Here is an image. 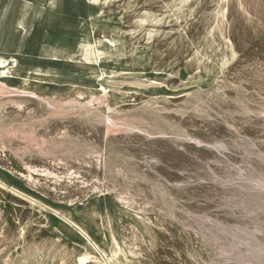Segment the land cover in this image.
Segmentation results:
<instances>
[{
    "label": "rangeland",
    "instance_id": "374dc122",
    "mask_svg": "<svg viewBox=\"0 0 264 264\" xmlns=\"http://www.w3.org/2000/svg\"><path fill=\"white\" fill-rule=\"evenodd\" d=\"M19 1L0 56L38 70L42 96L87 102L102 84L119 111L170 126L119 134L116 160L74 117L40 131L67 125L71 142L29 169L0 145V264H264V0H29L21 29ZM110 38L104 77L66 61Z\"/></svg>",
    "mask_w": 264,
    "mask_h": 264
},
{
    "label": "bare ground",
    "instance_id": "6f19581e",
    "mask_svg": "<svg viewBox=\"0 0 264 264\" xmlns=\"http://www.w3.org/2000/svg\"><path fill=\"white\" fill-rule=\"evenodd\" d=\"M35 1L41 9L46 4L50 8L55 7L54 0ZM10 4L11 0H0V25L8 13ZM30 6L31 2L29 0L19 1L16 8L17 20L15 22L16 27L19 29L24 25L23 21ZM28 24L30 25V23ZM116 45L117 40L112 38L99 39L96 48L95 45L92 46L82 40L78 44L77 51L66 56V61L73 60L76 57L80 64L92 70H100L102 77H104V69L101 68L102 63L111 61L115 52L118 51ZM19 70L16 58L9 60L0 56V145H7L15 151H23L20 160L23 161L22 165L28 169L32 166L28 164L27 158L51 153L56 147L71 142L72 136L67 129V125L63 129L59 128L56 133H51L48 138H44L40 133L43 129L47 130L49 123L58 117H74L82 125L91 127L99 125L102 128V136L105 142L104 148L101 149L102 151L107 149L108 154L114 156L113 160L118 159L116 156L124 157L121 148L114 146V140L119 134H129L136 131L149 134L153 130L160 129L161 126H170L165 116H158L151 111H147V114L137 113L134 110L119 111L115 103L110 102L102 84L96 90L100 93L93 94L91 99L87 102L83 101L84 103L77 101L78 99L62 101L42 96L46 90L50 91L52 89L50 82L47 81L46 85H43L41 78L37 77L39 75L38 70H35V73L27 72L24 75L19 73ZM136 84L141 86L139 83ZM31 103L34 107H30ZM8 108L12 109L8 111ZM19 141H24L26 144ZM95 163L98 164V157H95ZM58 164L61 165L59 167L61 169L65 162L59 159ZM54 176L55 181H59L61 178L56 174ZM28 178L33 179L31 175H28ZM80 178L82 177L77 179ZM77 181L80 183V180ZM110 243H116L113 236ZM259 256L260 253H256V258ZM110 263L112 264V261Z\"/></svg>",
    "mask_w": 264,
    "mask_h": 264
}]
</instances>
